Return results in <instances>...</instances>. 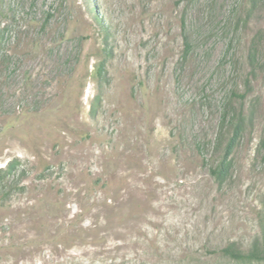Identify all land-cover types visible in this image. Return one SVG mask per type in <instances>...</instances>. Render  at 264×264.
Returning a JSON list of instances; mask_svg holds the SVG:
<instances>
[{"label": "rangeland", "instance_id": "obj_1", "mask_svg": "<svg viewBox=\"0 0 264 264\" xmlns=\"http://www.w3.org/2000/svg\"><path fill=\"white\" fill-rule=\"evenodd\" d=\"M0 48V264H264L222 253L262 231L264 0H0Z\"/></svg>", "mask_w": 264, "mask_h": 264}, {"label": "trees", "instance_id": "obj_2", "mask_svg": "<svg viewBox=\"0 0 264 264\" xmlns=\"http://www.w3.org/2000/svg\"><path fill=\"white\" fill-rule=\"evenodd\" d=\"M106 45V44H105ZM186 48L187 53L190 50V44L188 40L186 39ZM107 55H110V51L105 48L104 50ZM15 55H13L11 52L4 48H0V98L3 97V90L5 86L8 84L12 77H14L17 73L15 70V66L18 63L17 60H15ZM252 59V65H254V60L256 57L253 55L251 56ZM97 81H99V86H101L105 79L107 78V70H106V62L102 61L100 62L96 68H95ZM31 77L28 76L26 73L24 75H21V80L25 84H28ZM7 87V86H6ZM100 102V95L95 97V100L93 101V106L91 108V113H95L96 105ZM38 112H33L27 109H22L21 112H19V115L21 117H26L28 115L35 116ZM235 117V116H234ZM241 118L235 117L230 122V127L232 128V135L228 136L226 140H223V135L220 136L218 145L220 148H222V156L221 158L210 168L211 175L213 178L219 183H224L231 175V169H232V159L231 155L234 150L236 140L238 139L242 128L240 126ZM18 166L17 161H9L7 165L0 168V191H2L3 194H8L5 190V185L9 181V179L14 175V171L16 167ZM24 177V174L22 175ZM9 195V194H8ZM261 234L258 238H256L251 248L248 250V252H243L240 249L236 248L235 245H229L225 247L222 250V253L225 257L230 258L232 260L238 261V262H264V218L261 224Z\"/></svg>", "mask_w": 264, "mask_h": 264}]
</instances>
